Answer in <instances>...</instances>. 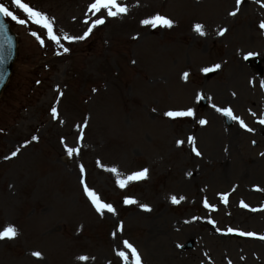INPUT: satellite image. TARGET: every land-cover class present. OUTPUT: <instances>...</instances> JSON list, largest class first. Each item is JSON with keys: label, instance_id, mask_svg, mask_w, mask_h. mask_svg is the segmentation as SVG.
I'll return each instance as SVG.
<instances>
[{"label": "rangeland", "instance_id": "rangeland-1", "mask_svg": "<svg viewBox=\"0 0 264 264\" xmlns=\"http://www.w3.org/2000/svg\"><path fill=\"white\" fill-rule=\"evenodd\" d=\"M0 2L26 20L7 17L18 49L0 98V231L11 224L19 235L0 240V264H124L119 251L134 264L123 240L142 264H264V0H122L129 11L116 18L89 12L94 0H26L55 18L60 44L12 0ZM156 14L175 25L141 23ZM96 18L105 24L84 40L64 39ZM201 93L207 107L198 105ZM213 104L253 131L228 126ZM189 108L195 117L164 115ZM67 147L79 155L68 157ZM112 167L120 178L144 168L148 177L120 188ZM82 181L116 214L101 216ZM172 196L185 199L173 204ZM188 241L193 247L183 249Z\"/></svg>", "mask_w": 264, "mask_h": 264}, {"label": "snow or ice", "instance_id": "snow-or-ice-1", "mask_svg": "<svg viewBox=\"0 0 264 264\" xmlns=\"http://www.w3.org/2000/svg\"><path fill=\"white\" fill-rule=\"evenodd\" d=\"M242 2H244V0H236L237 5H240ZM12 3L15 5V7L17 9H20L23 11V13L27 14V17L29 20H31L32 22L41 25L43 29L47 30V36L50 40L55 41L57 44H60V37L55 33L54 31V25H55V18L54 17H49L46 13L38 10L37 8H35L34 6H31L30 3L26 2V0H12ZM129 11V8L126 4H124L122 2V0H94L93 3L90 4L89 6V12H92L94 15L95 14H102V15H106L107 17H120L123 16L125 14H127ZM239 11V8H237L236 10L232 11L229 13V15L232 16H236L237 12ZM0 14H2L5 17H11L13 20L18 21L19 24L23 25L26 23V20L24 19H20L12 10H10L9 6L6 5L4 2H0ZM85 23H87V21H85ZM141 23L145 26H151L153 28H156L157 26L160 27H164V28H172L175 25V21L173 19L167 18L163 15L160 14H156L154 16H152L151 18L148 19H144L141 21ZM105 24V19L104 18H96L95 20L92 21L91 26L87 29V31L80 36H69V35H65L64 39L68 40V41H78V40H84L86 37H88L94 28H96L99 25H103ZM261 29H264V22H261V24L259 25ZM198 35L200 36H206L207 32L205 31V26L201 23H196L194 25V29H193ZM227 32V29H222L218 32V35L223 36L225 33ZM33 36H35L39 42L43 45L44 44V40L40 38V36L37 35L36 32L32 33ZM61 47H63V45H61ZM63 51L66 53L69 51V48L64 47ZM249 55H252V53H249ZM134 63V61H133ZM221 67L220 64H216L214 66V69H219ZM213 68H204L202 71L205 73H208L209 71L214 70ZM189 78V73L185 72L183 73V79L185 81H187V79ZM261 86L264 87V81L261 82ZM60 95L62 96L63 93H60ZM235 95V94H233ZM200 98H203V96L201 95ZM213 108H215L218 112H221L223 115L231 118L234 121H238L239 125L241 127H244L247 131H253L252 128H249L245 122L240 119L238 116L233 115V111L232 109L229 108H217V106L215 104L212 105ZM52 114L54 117H56L58 115L57 113V108L53 107L51 109ZM153 111H155V109H153ZM164 115H166L169 118H181V117H195V110L192 108H189L187 110H178V111H173V110H169L167 112L164 113ZM253 115H255V113H253ZM198 123L200 125H206L208 123V121L206 119H199ZM259 123L261 125H264V119H260ZM86 126V124H85ZM32 141H38V137L37 136H33ZM79 139L82 141L83 140V134L81 133ZM31 141H29L28 143H30ZM188 143L192 144L193 146H195V137H189L188 138ZM253 143H255V141H253ZM178 145H183L184 141H177ZM24 147H27V144L24 145ZM20 149H16L15 151H12L10 156H6L5 159H11L14 158L18 155ZM193 151L195 152V154L197 156H200L201 153L195 148L193 147ZM80 153V149L79 148H73V147H67L66 148V154L68 157H72L74 154L75 155H79ZM261 155H264V153H261ZM79 169L81 173L85 172V168L84 165L81 164L79 165ZM109 172L115 173L117 175V184L119 185L120 188H125L129 183L133 182V181H140L143 179H147L148 177V172L149 170L147 168L142 169L141 171H136L133 172L129 175H127L125 178H120L121 173L118 172V170L115 167L109 168L107 169ZM188 175H191V173H188ZM83 190L84 193L86 194V196L90 199L91 204L94 206L95 210L101 215L103 216L105 214V211H107L108 213H112V214H116V209L115 207L110 204V203H106L104 202L100 195L92 188H90L88 186L87 183L83 182ZM183 199H185L184 197H180L179 199H177V197L172 196L171 197V202L173 204H178L180 203V201H182ZM224 202L227 203V196L224 197ZM124 203L127 205L136 203V201L132 198H128L126 197L124 199ZM204 205L205 207H211L207 200L204 201ZM244 207H248V205H243ZM141 207L145 210V211H151L150 206L148 205H141ZM212 222V221H210ZM214 223V222H212ZM124 229V225L123 222L120 221L118 223V232H123ZM219 231V229H217ZM235 231L232 228H228L227 232L231 233ZM116 232L112 233L113 237L116 236ZM240 235H247V236H255V233L252 232H240ZM19 235V230L14 226V225H7L6 227L3 228L2 231H0V240L2 239H14ZM260 239H264V236H260ZM124 247L126 249H129L131 251V256L134 257V264H142L141 261V256L139 254V252L137 251V249L135 247H133V245L131 243H129L127 240H123L122 241ZM118 256L122 257L125 261V264H127L128 262V255H126L125 251H119ZM33 256L37 257V258H43V254L41 252H33L32 253ZM78 260L81 261H87L89 259V257L87 256H79L77 257Z\"/></svg>", "mask_w": 264, "mask_h": 264}, {"label": "water", "instance_id": "water-1", "mask_svg": "<svg viewBox=\"0 0 264 264\" xmlns=\"http://www.w3.org/2000/svg\"><path fill=\"white\" fill-rule=\"evenodd\" d=\"M15 52L16 36L4 16L0 14V93L11 72ZM202 104H205L204 99Z\"/></svg>", "mask_w": 264, "mask_h": 264}]
</instances>
